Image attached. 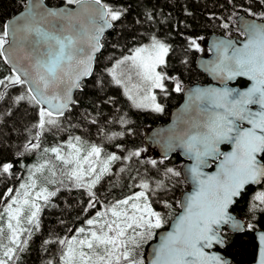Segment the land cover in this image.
Here are the masks:
<instances>
[{
  "label": "trees",
  "instance_id": "obj_1",
  "mask_svg": "<svg viewBox=\"0 0 264 264\" xmlns=\"http://www.w3.org/2000/svg\"><path fill=\"white\" fill-rule=\"evenodd\" d=\"M25 1L0 0V32L6 20L21 10ZM45 2L49 5L63 3L60 0ZM103 2L123 14L102 35V47L95 57L93 71L89 78L80 83L69 110L58 117L57 125H45L39 139L36 137L40 130L34 127L39 120L38 106L27 99L17 101V97L27 96V86L13 85L5 79L15 73L0 57V79L5 80L0 85V161L13 164L10 173L0 174V229L3 230L0 234V259L7 260L8 264H61L65 244L61 245L60 240H67L73 235L77 239L84 238L86 233L79 234L78 229L86 227L87 219L96 216L101 206L113 205L141 191L139 185L147 182L150 185L149 202L155 211L161 213L164 223L161 228L154 229V235L145 239L137 249L144 260L148 244L178 212L180 195L188 188L182 175L166 174L167 168L180 172L184 162L180 153L174 151L162 156L146 141L149 130L165 124L170 111L181 100L177 99L175 93L166 95L161 113L138 109L131 104L122 88L113 82L109 69L119 57L149 45L155 37L169 46L165 68L175 79H166L167 87L171 88L172 83L177 81L181 85L204 83L206 75L197 69L196 60L204 55L200 44L204 45L205 38L212 34L242 36L235 21L238 15L264 21V0ZM249 10L255 15H250ZM224 23L228 24V28L223 27ZM192 40L199 48L190 45ZM243 83L242 80L237 82L239 85ZM76 137L80 138L79 143ZM69 143L78 144L83 150L91 145L100 147L101 161L111 154L119 157L110 163L108 171L92 188L95 199L89 196L87 188L78 187L75 179L70 177L68 170L72 165L64 168L65 164L50 151L59 148L67 152ZM31 144H39V147L31 149ZM25 145L29 146V150ZM137 151L140 152L139 156L131 155ZM153 160L157 161L155 166L151 163ZM31 175L38 180L39 188L56 194L49 196L47 202H41L39 227L32 229L29 225L28 231L20 235L21 243L17 247L8 240L5 205L12 193ZM92 179L85 176L83 182ZM8 189L13 190L11 194H8ZM263 191L264 181L257 186L246 187L230 209L244 222V228L240 231L224 228L221 232L225 244L216 249L229 258V264L250 263L255 258L254 232L264 230V203L255 197ZM90 200L94 207L88 206ZM165 203L171 207H165ZM248 224L255 225V230L247 229ZM24 241L27 243L24 244ZM9 247L15 249L11 259L4 256Z\"/></svg>",
  "mask_w": 264,
  "mask_h": 264
},
{
  "label": "snow or ice",
  "instance_id": "obj_2",
  "mask_svg": "<svg viewBox=\"0 0 264 264\" xmlns=\"http://www.w3.org/2000/svg\"><path fill=\"white\" fill-rule=\"evenodd\" d=\"M66 3L80 5L84 15L70 10H45L39 14L40 22L52 25V28L46 31L34 23L37 13L32 12L31 18L26 19L20 26V31L25 39L35 34L45 43L46 59L36 58L35 62L31 63L33 57L26 54L24 58L29 60L34 75L24 68L21 70L23 78L21 74L5 78L13 85H29L27 96L21 95L17 97V101L27 99L38 106L39 120L34 125L40 130L37 139L45 130V125L58 124V117L64 114V110L71 103L69 95L71 88L79 86L80 76L90 74V62L94 53L102 47L99 43L100 34L123 14L122 11L113 10L103 0H66ZM249 14L255 15L250 10ZM60 21L65 23L59 24ZM223 27L228 28V24L224 23ZM244 34L248 36L247 42L241 48H235L229 42L224 46V50L226 53L227 48L232 47V55H225L224 60L216 64L212 70L227 72L228 79L247 76L254 83L247 91L236 93L235 97L228 89L198 94L197 99L211 100L213 110V114L200 125L201 130L189 136L186 142L187 151L194 153L197 160L196 166L190 171L198 188L189 196L187 202L181 205L185 209L184 213L177 217L174 230L164 237L159 248L155 250L151 264H226L221 256L206 249L225 244L220 232L221 225L231 222L234 229H242L243 226L230 215V206L234 204L235 198L242 194L246 185L264 181V26L252 24ZM9 35V25L5 24L3 31L0 32V57H5L6 60L5 45L10 44ZM12 35L15 38V31ZM190 45L199 48L195 40H192ZM168 52L169 46L153 37L150 45L137 48L134 55L118 62L119 65L131 60L132 67L137 69V75L149 85V95L145 99L151 100V103H139L136 104L137 107H149L153 111L163 112V106L156 102V96L151 94V90L160 89L166 94L165 80L175 79L157 71L158 66L165 64ZM109 71L116 79V83L120 84L121 80L116 78L115 67ZM4 83L5 80L0 79V85ZM174 91H182L178 81ZM253 104L259 105L261 110L251 111L248 106ZM217 109L221 111H216ZM243 122H247L250 127H243ZM76 141L79 143L80 138L76 137ZM223 141L233 143L235 148L225 156L217 175L202 179L204 175L200 171V164L204 163L202 158L220 155L217 145ZM38 147L39 144H31V149ZM69 147L73 151L67 156L62 155L59 148H52L50 151L65 165H75L69 172L70 177L75 179L78 187L87 188L89 196L95 199L92 188L108 171L110 163L119 157L115 154L109 155L106 160L101 161L103 166L95 179L84 183L86 175L97 172L95 165L102 150L96 145H91L87 153L81 156V148L76 144L70 143ZM25 148L29 150L28 145H25ZM131 155L139 156L140 152ZM151 163L155 166L157 161L153 160ZM12 168L11 162L0 161V174L10 173ZM166 174L177 177L181 175L173 168H167ZM139 187L141 191L117 201L103 213L98 212L96 218L88 219L86 223L91 226V230L83 239L74 236L67 241L60 240L61 245L67 244V250L60 257L61 264H144L137 249L142 246L145 239L154 235V229L163 226L164 219L149 203L150 185L142 182ZM12 191L8 189V194ZM55 194L48 192L47 189H41L31 201L28 199L30 196L28 191L24 192L22 200L12 197V202L7 205L5 212L8 213L7 227L11 231L9 238L13 244L19 247L20 234L28 231L21 227L20 215L24 206L31 208L27 216L28 224L35 223L38 228L41 207L36 201L43 199L47 202L49 196ZM255 199L264 203V193L257 195ZM13 205L17 207L14 208ZM88 206L95 205L90 200ZM165 207L170 208L171 205L165 203ZM109 213L112 219H102ZM13 220L15 225L12 223ZM247 229L255 230V225L248 224ZM2 232L0 229V234ZM78 233L84 234L85 229H78ZM258 239L259 264H264V233H260ZM14 251V248L9 247L4 256L11 259ZM0 264H8V261L0 259Z\"/></svg>",
  "mask_w": 264,
  "mask_h": 264
},
{
  "label": "water",
  "instance_id": "obj_3",
  "mask_svg": "<svg viewBox=\"0 0 264 264\" xmlns=\"http://www.w3.org/2000/svg\"><path fill=\"white\" fill-rule=\"evenodd\" d=\"M45 10H70L73 13L81 14V16L84 15L81 10V6L77 4L69 5L62 3L59 5H49L45 2V0H26L23 8L12 15L10 18H8L5 22V24L9 25L10 35L8 39L10 41V44L5 45V56L7 57V60L5 59V57H3V59L9 69L15 74L22 75L21 70L27 68L28 71L33 73L34 75V71L29 60L24 58L26 54H30L33 57L31 63H34L36 58L46 59V56H44V53H46L47 51V46L45 45V43L35 34H33L30 38L25 39L22 32L20 31V26L26 22V19L31 18L32 12L37 13L34 18V23H36L39 27L46 31L50 30L52 28V25L40 22L39 14ZM235 21L237 28L243 33V38L234 39L232 37L229 38L226 36L212 34L207 38L206 42L210 52L209 55L206 57H199L196 60L197 69L205 73L211 80V82L205 85L184 86L182 88V101L171 110L168 121L163 125L151 128L146 137V141L150 143V146L162 156H167L174 151L180 153L182 158L185 160L180 167V172L183 180L188 183V189L183 191L180 195L179 211L177 212V214L173 217V219L169 222L168 226L165 229L159 230L156 233L154 240L150 244H148L144 257L145 264H151V261L154 258L155 250L159 248L164 237L169 232L174 230L177 217L184 213L185 209L181 205L185 204L189 196L192 195L198 188L197 184L192 179V174L190 171L192 167L196 166L197 160L194 153H189L187 151L186 142L189 136L195 135L201 130L200 125L202 124V122L213 114V110L211 108V100L208 98L197 99L198 94L201 92L212 90L222 92L224 89H228L232 92L233 97H235L236 93L247 91L254 83L253 81L249 80L247 76H235L232 79H228L227 72H215L212 70L216 64L220 63L221 60H224L225 55H232V47H228L227 52L225 53L224 46H227L229 42H231V44L234 45L235 48H241L243 44L248 40V36L245 35L244 32L250 25L255 24L264 26V21H260L258 19L244 15L237 16ZM63 23H65V21L59 22V24ZM59 24L57 26H59ZM109 29L110 27L105 28L104 32L100 34L99 43L102 35ZM13 31H15V38H13L12 35ZM99 51L94 53L93 59L90 62V74L80 76V79L78 81L79 86L71 88L69 93L71 97V103H69L68 108L64 110V113L69 110L71 104L73 103L74 93L79 90L80 83L90 77L93 70L95 57L99 53ZM238 79L246 81L247 84L243 87L229 85V83L234 82ZM26 86L28 88L29 85L26 84ZM64 87H66V85H64ZM54 103H56V101H54ZM45 107H47V105H45ZM248 107L253 112L261 110L260 106L256 104L249 105ZM216 111L221 110L217 109ZM242 126L245 128L250 127L247 122H243ZM221 145H227L228 148L221 151ZM217 147L220 155H210L202 158L204 160V163L200 164V171L204 174L201 177L202 179L206 178L207 176L217 175L220 172V165L222 161L225 159V156L233 151L235 145L229 141H223L219 143ZM210 162L214 163L212 169H208ZM261 182L250 183L246 185L245 188L248 186L259 185L261 184ZM239 197L235 198V200ZM232 206L233 205H231L230 208ZM230 215L232 216L234 221L243 226V229L244 222L237 218L231 211ZM225 226H227L231 231H240L234 229L231 226V222L221 225L220 231ZM260 233H264V230H257L254 232L256 241V254L254 260L250 263L243 264H259L260 243L258 236ZM223 245L215 246L221 248L223 247ZM215 246H213V248L211 249H206V251L221 256L226 261V264H229V258L224 257L218 250L214 249Z\"/></svg>",
  "mask_w": 264,
  "mask_h": 264
},
{
  "label": "rangeland",
  "instance_id": "obj_4",
  "mask_svg": "<svg viewBox=\"0 0 264 264\" xmlns=\"http://www.w3.org/2000/svg\"><path fill=\"white\" fill-rule=\"evenodd\" d=\"M60 1H62L65 4H67L66 0H60ZM200 46H201L200 47L201 52L204 53V55H206L207 54V50H206V46H205V41H204V45H203V43H201ZM134 53H135V51H132L130 54L122 55L121 57H119L118 61L114 64V66H112V68L115 67V69H116V78H119L121 80V83L117 84L116 83V79L113 78L112 73L109 71V73H111L112 80H113V82L115 84L119 85L122 88L124 94L126 95V97L129 99V101L131 102V104L134 107H136L138 109H141V110L151 111L153 113H161V112L153 111L149 107H137L136 106V104H139V103H143V104H150L151 103V100L145 99V97L149 95V91H148L149 85L146 84L145 82H143L142 79L137 75V69L132 67L131 60H127L124 63L118 65L119 61L124 60L125 57H131L132 55H134ZM157 71H160V72L164 73L167 77H170L169 72L165 68V64L158 66ZM165 85L167 87L166 82H165ZM151 94H154L156 96V102L163 106V100H165L164 98L167 95V93L165 94V93L161 92L160 89H152L151 90ZM69 144L67 146V149H68L67 152H63L62 149H60L62 155L67 156L68 153L73 151L69 147ZM71 144H74V143H71ZM76 145H77V147L81 148V152H80L81 156H83V155H85L87 153L89 148L83 150V148L80 145H78V144H76ZM93 159H95V157H93ZM95 166H96V168L98 167L97 172L92 174V175H86L87 177L91 176L93 179H95V176L99 174V170L103 166L102 163H101V158H99V161H97ZM66 167L67 166L65 165L64 168H66ZM73 167H75L74 164H72L70 170H68V173L71 171V169ZM85 167H87V166H85ZM33 184L35 186L34 187H30V185H33ZM22 185H24L25 187H21ZM43 185H44V183H43ZM39 187H40V184H38V180H36V178L33 177V175H31L29 177V180L27 182H22L20 184L19 188L15 192L12 193L11 197L8 198V200L6 202V205H5V208L7 207L8 204H10L12 202V197H15L18 200H22L24 198V192L25 191H28L30 193V196L28 197V199L31 201L35 197L36 192H39L41 190V188H39ZM17 193L19 195H17ZM135 193H137V192H135ZM262 193H264V191ZM42 201H43V199H40V200L36 201V203H38L41 208H42V205H41ZM111 206H112V204L108 205L107 207L101 206V208L96 213H98V212L103 213L108 208H110ZM13 207L15 208V207H17V205H13ZM30 211H31V208L29 206H24L23 211L21 212L20 219H21V227L23 229H27L29 227V225H30L27 222V216L30 214ZM6 215H7V219H6V227H7L8 222H9L8 221V213L7 212H6ZM94 218H96V216H91L88 219H94ZM102 219H112L111 214L109 213L106 217H103ZM12 223H13V225H15V220H13ZM31 227H32V229H34L36 227L35 223L31 224ZM84 229H85V233L87 235L89 233V231L91 230V226L87 225L86 227H84ZM7 230H8V240L11 241L10 238H9L11 236V231L8 229V227H7ZM74 236L76 237V235H73L72 237H74ZM72 237H70L67 240L72 239ZM67 240H65V241H67ZM13 247H11V248H13ZM66 250H67V244L65 243V250L64 251H66Z\"/></svg>",
  "mask_w": 264,
  "mask_h": 264
},
{
  "label": "flooded vegetation",
  "instance_id": "obj_5",
  "mask_svg": "<svg viewBox=\"0 0 264 264\" xmlns=\"http://www.w3.org/2000/svg\"><path fill=\"white\" fill-rule=\"evenodd\" d=\"M242 37H243V35H242V36H239V37H236V39H241ZM208 55H209V54H208ZM239 80H242V79H238V80H236V81H234V82H231V83H229V85H231V86L243 87V86H245V85L247 84L246 81L242 80L244 83L241 84V85H239V84H237V82H238ZM210 82H211V80L206 76V82H204V83H197V84L205 85V84H208V83H210ZM182 86H183V85H182ZM182 86H181V88H182ZM166 88H167V95H168V94H172V95H174L173 93H175V94H177V96H176L177 99H178V100H182V98H183L182 91H180V92H175V91H174V88H175V87H174L173 85L171 86V88H169V87H166ZM168 89H169V90H168ZM220 148H221L222 150H225V149L228 148V146H227V145H221ZM224 228H226V227H224ZM224 228H222L220 232H222Z\"/></svg>",
  "mask_w": 264,
  "mask_h": 264
},
{
  "label": "bare ground",
  "instance_id": "obj_6",
  "mask_svg": "<svg viewBox=\"0 0 264 264\" xmlns=\"http://www.w3.org/2000/svg\"><path fill=\"white\" fill-rule=\"evenodd\" d=\"M188 189V188H187Z\"/></svg>",
  "mask_w": 264,
  "mask_h": 264
}]
</instances>
